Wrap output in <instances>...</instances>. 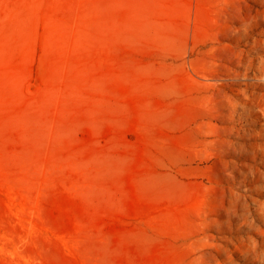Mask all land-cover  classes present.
<instances>
[{"label": "rangeland", "instance_id": "1", "mask_svg": "<svg viewBox=\"0 0 264 264\" xmlns=\"http://www.w3.org/2000/svg\"><path fill=\"white\" fill-rule=\"evenodd\" d=\"M0 264H264V0H0Z\"/></svg>", "mask_w": 264, "mask_h": 264}]
</instances>
